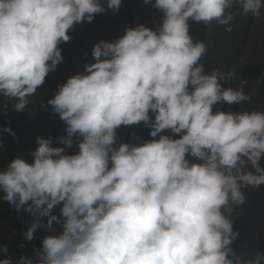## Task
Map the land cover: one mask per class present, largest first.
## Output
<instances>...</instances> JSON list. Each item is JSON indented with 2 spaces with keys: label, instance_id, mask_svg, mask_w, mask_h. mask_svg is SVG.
I'll use <instances>...</instances> for the list:
<instances>
[{
  "label": "clouds",
  "instance_id": "obj_1",
  "mask_svg": "<svg viewBox=\"0 0 264 264\" xmlns=\"http://www.w3.org/2000/svg\"><path fill=\"white\" fill-rule=\"evenodd\" d=\"M142 5L159 21L96 42L93 62L41 101L65 135L56 143L37 137L30 162L15 156L0 170V202L31 218L24 240L50 233L15 260L0 244V264H264V252L234 248L244 193L264 186V110L217 107L251 103L248 81L232 70L206 71L208 46L190 31L215 23L230 33L237 15L260 18L264 0ZM123 6L0 0V112H24L64 62L61 46L76 26ZM233 80L237 87L224 86ZM141 126L147 139L134 131L133 142L120 139V129ZM0 132L17 139L10 126Z\"/></svg>",
  "mask_w": 264,
  "mask_h": 264
},
{
  "label": "rangeland",
  "instance_id": "obj_2",
  "mask_svg": "<svg viewBox=\"0 0 264 264\" xmlns=\"http://www.w3.org/2000/svg\"><path fill=\"white\" fill-rule=\"evenodd\" d=\"M137 1L138 13L135 24L143 23L152 27L154 23L159 21L160 13L150 7L143 6L142 0ZM105 16L108 19L106 21L102 20L100 24L97 23L91 33V40H94L95 43L99 40L111 41L121 35L122 24L119 15H113L109 11ZM240 17L242 20L238 18L233 21V31L227 35V40L219 46V55L225 54L226 59L230 56L229 61L224 65L225 71H235L247 80L248 84L244 90L253 99L251 103L232 106L224 104L217 107L224 111L237 112L242 110H264V11H262L260 18H254L251 15H241ZM84 26L85 24H83L82 31L78 30L76 26L75 31L71 33L73 36L72 41L61 46L64 62L58 66L54 73L49 74L44 86L38 90L36 97L30 98L33 102L25 109V112L31 113V117L33 115L38 116L41 120L39 124L42 135L45 138L53 137L54 143L58 142L55 138L65 135V126L63 122L59 121L58 117L51 114L50 108L45 110L40 107V103L46 101L55 93L58 84L63 83L68 77L82 72L86 63L93 62L90 53L93 45L91 44V48L88 49L89 33L85 31ZM219 30L221 33L225 32L223 26H219ZM190 31L195 39L197 32L195 24H190ZM216 48L218 51V47ZM240 56L242 59H240ZM238 83L237 80H233L231 84L224 86L237 87ZM13 112L14 116L21 114ZM13 115L8 117V120L17 124L20 130L25 131L21 126L20 119H13ZM142 127L125 129V131L124 128L120 129V139L133 142L129 134L134 131L138 135ZM17 139L22 141L20 148L23 157L30 162L31 158L27 156V153L30 150H35V147L33 148L35 142L32 141L30 145L26 142L23 143L25 141L23 137L18 136ZM4 144L9 147V149L7 148L9 160H12L15 156H20L19 152L13 151V143L8 144L5 141ZM6 165V157L0 156V170ZM244 194L247 198L246 204L241 210L238 209L239 215L234 224V230L240 232V238L234 248L238 253L252 251L254 254L255 252H264V186L255 191L249 189ZM26 222L31 223L28 214H18L8 204L0 202V244L8 245L9 256L14 260L21 255L31 256L33 245L38 248L42 238L50 234L44 230H38L33 241H25L22 233L26 231ZM54 227L58 226L54 225Z\"/></svg>",
  "mask_w": 264,
  "mask_h": 264
},
{
  "label": "trees",
  "instance_id": "obj_3",
  "mask_svg": "<svg viewBox=\"0 0 264 264\" xmlns=\"http://www.w3.org/2000/svg\"><path fill=\"white\" fill-rule=\"evenodd\" d=\"M137 0H124V6L122 7L121 10V24L123 25L122 30H124V28L126 26L129 25H134L136 22V17H137V13H138V4H137ZM242 15V14H241ZM241 15H237L235 17V20L239 18V20H242V18L240 17ZM195 27L197 28V25L195 24ZM229 34V32H222L219 30V26L216 25L215 23L208 25V37H207V46H208V52L206 54V56L203 58L202 63H204L206 71L210 72L212 69L215 68H219L222 71L226 70L224 69V65L226 64L227 61H229L230 56L226 59L225 58V54L223 55H219V46L221 45V43H223V41L225 42L227 40V35ZM218 47V51L217 48ZM91 48V47H90ZM90 51V50H89ZM91 53V52H90ZM240 59H242V57L240 56ZM218 65V66H217ZM14 112L12 109H9L7 114H4L3 112H0V128L6 127V126H10L12 128V130L16 133V136L18 138V136L23 137L26 143L28 144H32V141L35 142L36 138L38 137L37 135V130H40V119L38 118V116L33 115L32 117L30 116L31 113L29 112H22L21 114H19V116H14L13 115ZM13 115V119L14 118H19L21 121V126L25 129V131L20 130V127L15 124L14 122H11V124H8V117ZM3 121V122H2ZM125 131V129H123ZM41 131V130H40ZM142 131H143V127L140 129L138 135L141 137L142 135ZM0 137L3 139V141L8 144H12L13 148L16 153L19 152L20 156H24L23 153H21V148H20V144H22L21 140L18 139H12L11 136H9L6 133H2L0 132ZM10 141V142H9ZM36 148L37 145L35 143V146H33V148ZM7 148L9 149V147H7L4 144L3 149H0V156L1 157H6L7 160V164L11 161V159L9 160V155L7 154ZM241 210V209H240ZM56 212H59V209H56Z\"/></svg>",
  "mask_w": 264,
  "mask_h": 264
},
{
  "label": "water",
  "instance_id": "obj_4",
  "mask_svg": "<svg viewBox=\"0 0 264 264\" xmlns=\"http://www.w3.org/2000/svg\"><path fill=\"white\" fill-rule=\"evenodd\" d=\"M207 37H208V26L201 24L197 25V32L195 41H202L207 44ZM38 137L42 135V132L37 130ZM148 133L147 130L143 128L141 139H147Z\"/></svg>",
  "mask_w": 264,
  "mask_h": 264
},
{
  "label": "flooded vegetation",
  "instance_id": "obj_5",
  "mask_svg": "<svg viewBox=\"0 0 264 264\" xmlns=\"http://www.w3.org/2000/svg\"><path fill=\"white\" fill-rule=\"evenodd\" d=\"M121 10H122V8H121ZM121 10H120V12H119V17L121 18ZM108 18L105 16V15H100V16H97L96 17V19H95V21L92 23V24H87L86 25V23H85V26H84V29H85V31L87 32V33H89V40H88V43H87V47H88V49H89V47H90V45L92 44V45H94L95 44V41L93 40H91V33H92V31H93V29H94V27H95V25L98 23V24H100L101 23V21L102 20H104V21H106ZM122 27H123V25H122ZM77 28H78V30H81V29H83V24H81V25H77ZM80 28V29H79ZM82 31V30H81ZM123 34V30L121 29V35Z\"/></svg>",
  "mask_w": 264,
  "mask_h": 264
}]
</instances>
